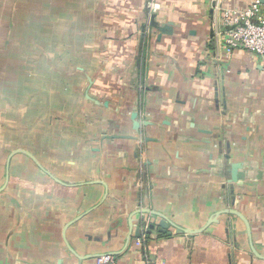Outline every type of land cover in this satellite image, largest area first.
I'll use <instances>...</instances> for the list:
<instances>
[{
    "label": "crops",
    "instance_id": "0c3cea01",
    "mask_svg": "<svg viewBox=\"0 0 264 264\" xmlns=\"http://www.w3.org/2000/svg\"><path fill=\"white\" fill-rule=\"evenodd\" d=\"M118 1L83 94L105 130L5 155L0 264H264V56L218 36L253 0Z\"/></svg>",
    "mask_w": 264,
    "mask_h": 264
},
{
    "label": "rangeland",
    "instance_id": "374dc122",
    "mask_svg": "<svg viewBox=\"0 0 264 264\" xmlns=\"http://www.w3.org/2000/svg\"><path fill=\"white\" fill-rule=\"evenodd\" d=\"M117 5L0 0V167L12 149H40L43 136L105 130L96 118L111 113L85 102L83 94L93 92L88 77L102 81L109 73L105 58L117 52L109 40H122L121 30L107 34L110 21L120 19Z\"/></svg>",
    "mask_w": 264,
    "mask_h": 264
},
{
    "label": "built area",
    "instance_id": "2783aa9c",
    "mask_svg": "<svg viewBox=\"0 0 264 264\" xmlns=\"http://www.w3.org/2000/svg\"><path fill=\"white\" fill-rule=\"evenodd\" d=\"M149 15L160 9L158 0H148ZM223 32L219 34L220 48L226 57L235 50L264 56V4L253 0L244 10L226 9L221 14ZM96 264H114L115 259L110 255L97 257ZM146 264H155L147 262Z\"/></svg>",
    "mask_w": 264,
    "mask_h": 264
},
{
    "label": "water",
    "instance_id": "95a60500",
    "mask_svg": "<svg viewBox=\"0 0 264 264\" xmlns=\"http://www.w3.org/2000/svg\"><path fill=\"white\" fill-rule=\"evenodd\" d=\"M260 2L262 4H264V0H260ZM152 18H154V17H152ZM161 32H170V29L169 28L161 29ZM135 116H136V114H133L132 115V118H135ZM240 168H241V164L240 163H235V164L232 165V168H231V178H230V181L232 183L237 182V180H238V172H239ZM230 213L231 214H234L235 216H237L238 218H240L245 223V225L247 226L246 220L243 218V216H241L239 213H237V212H235L233 210L230 211ZM166 225H167V223L164 220H163V222L160 223V227H162V228H166ZM105 255H109V254H103V255H100L98 257L105 256Z\"/></svg>",
    "mask_w": 264,
    "mask_h": 264
}]
</instances>
